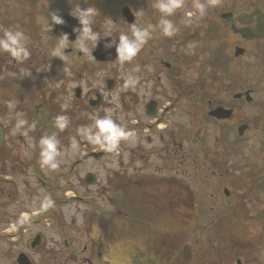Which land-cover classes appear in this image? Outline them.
<instances>
[{
	"label": "rangeland",
	"instance_id": "obj_1",
	"mask_svg": "<svg viewBox=\"0 0 264 264\" xmlns=\"http://www.w3.org/2000/svg\"><path fill=\"white\" fill-rule=\"evenodd\" d=\"M79 1L78 6L81 9L87 8L82 7V0ZM241 1L236 0L239 4ZM244 1L249 6L251 0ZM255 1L264 3V0ZM84 2L88 3L86 0ZM196 2L197 0H183L184 7L176 10L170 17L178 29L171 37L163 35L159 24H151L156 31L150 30L153 38L149 39L147 44L152 46L157 43L159 54L164 60H170V84L166 77L169 69H165L158 61L155 65L147 63L142 67L139 65L140 52L131 61L118 60L109 65H99L91 60L87 63V68L89 69L90 65L91 72L77 83L72 81L74 76L78 75L72 72V68L61 69V73L64 74L63 80H68L64 83L68 84V89L71 88V96L73 87L80 85L83 93L95 89L101 91L104 98L96 109L85 110L82 106L78 107V111L82 112L79 117L81 124L76 120L74 126L68 127L71 128L69 131L66 130L68 134L60 145L62 155L57 169L42 166L40 147L35 148L30 132L22 141L17 138L19 133L8 132L9 143L0 151V175L4 179L2 182L5 181L4 184L0 183V264H16V255L20 251H23L34 264H88L86 257L89 251L88 248L84 251L83 246L90 242V238H96L99 246L101 242L112 243V239L103 229L104 214L107 210L114 224L130 226L131 220L137 222V218L132 219L134 212L125 209L127 204L124 203H131L134 209L143 212L140 216L136 215L140 218V227L144 228L141 222L143 220L148 227L158 228L156 231L150 229L152 234L150 235L148 230L141 233L137 226L138 231L134 232L137 236H151L150 239L158 238L161 241L166 239L169 233L165 227L171 225L170 243L173 242L176 246L186 232L185 226L195 220L194 205L196 225L216 224L214 222H219L215 221L218 219L220 223L223 222V228H230L229 220H232L234 215L239 229L235 238L230 232L224 233L227 235L221 245L222 264H236L238 257L248 264H264V71L259 63L264 50L256 46L250 48L247 44L244 45V42H238L240 39L231 31V21L227 19L229 13L226 12L232 8L236 9L233 7V0H206L209 7L203 16L195 8ZM93 8L98 13L96 25L99 27L98 30L102 31L105 16L107 17L104 14L109 10L105 7ZM189 12L193 15L189 16ZM210 13H213V17L208 19ZM22 16L23 13L15 8L0 11V19L9 20ZM123 26L121 23L115 24L114 31H124ZM20 28L21 24H18L16 30L23 32ZM236 45L245 47V53L242 54L238 50L234 52ZM218 46L224 60L221 67L225 71L223 77L217 73L215 65L218 64L213 59L212 48ZM86 55L87 53L83 52V56ZM70 62L68 57L63 56L61 63ZM76 65L79 67H73V70L86 68L83 63ZM48 68L53 69V63L44 66L43 71ZM130 76L136 79L134 87L125 85ZM108 78L115 81V85L111 91L104 92L105 81ZM54 84L55 79L50 80V85ZM249 88H252L255 100L253 103H244L239 110L235 109L232 119L222 121L232 122L228 130H234L232 131L234 133L221 135L222 130L216 125L218 120L208 115L210 103L216 105L219 99L225 103L229 102L233 91ZM54 90L55 88H52V93ZM125 91H130L126 96L129 106L127 110L121 107L122 92ZM157 91L160 97L156 96ZM151 95L160 99L161 109L167 107L166 104L170 106L168 113L162 115L164 121L157 127L158 129L145 128L139 134H131L126 140H121L116 148L118 151L123 149L119 155L120 159L89 157L83 163L80 161L81 164L71 171V165L76 160L83 159V155L90 149L97 152L107 149L92 144L81 135L82 127L92 125L94 118L105 116H110L122 127L132 125L130 121L136 118L138 120L141 118V121L144 118L143 122H152L153 117H147L143 113V102ZM134 96L136 97L132 100ZM61 99L62 105L55 101L56 106L60 112H68L67 109L73 99L68 94L63 95ZM240 123L248 125L245 135L241 138L236 136L234 129V126ZM43 131L41 137L53 134V131L50 133V128ZM157 133L170 135L169 156L162 151L165 142L156 139ZM74 140L78 145L76 149L72 148ZM177 143L182 144V149L177 147ZM137 146L147 150L149 164L146 161L145 163L148 167L137 168L138 171L134 167L124 170L120 165L121 160L129 159ZM178 148L180 152H191L187 160L188 169L180 165L177 167V159L181 157L172 154ZM31 151L42 170L39 179L36 176L31 177L28 163L32 158ZM132 160L136 161L135 158ZM108 161L113 162L108 165L106 164ZM183 171L186 173L182 175ZM88 172L96 175L97 179L93 184L84 182V176ZM122 172L133 176L130 178L132 181L127 194L121 179V175H124ZM107 174H110L109 177ZM119 175L120 177H116ZM143 177L153 178L154 181L146 185L143 183L136 185ZM164 177L166 180L171 179L170 183L163 180ZM117 181L121 189L117 187ZM184 181L196 192H203V196L193 199L189 187L184 184L181 186L179 183ZM43 182L51 185L50 192L43 191ZM224 188L228 189V196L225 195ZM234 203L238 205L233 206ZM50 204L55 211L54 215L48 212ZM120 206L123 207L121 215L117 212L120 211ZM233 207L234 214L228 211L233 210ZM130 230H133L132 226ZM200 230L201 232L197 234H202L206 240L202 242L201 238L200 244L197 245L194 236L189 244L192 249L189 248L188 253L196 264H201L203 259L209 264L220 257L219 255L217 257V250L214 249L217 240L215 237L211 242L209 240L210 235L215 232L206 227ZM160 233H163L162 238ZM36 235H40L42 241L31 247ZM63 239L66 244L71 245H66ZM232 245L235 252L230 251ZM250 248H254L251 255L244 257ZM114 250L115 246L112 247V252ZM199 253L203 259L198 257ZM74 254H80L79 259L82 263L76 262ZM183 256L182 248L174 256L173 264L183 263ZM110 257L116 258V255L112 253ZM95 264H101L97 257Z\"/></svg>",
	"mask_w": 264,
	"mask_h": 264
},
{
	"label": "flooded vegetation",
	"instance_id": "obj_2",
	"mask_svg": "<svg viewBox=\"0 0 264 264\" xmlns=\"http://www.w3.org/2000/svg\"><path fill=\"white\" fill-rule=\"evenodd\" d=\"M86 1L88 3L82 0L83 2L82 6L90 7V5H96L91 7L107 8L109 10L107 11V15L109 16L110 20H112L114 23L118 25H120V23L124 24L123 27H125V29L124 31L121 32H127L129 34L131 32L130 24L132 23L127 22L128 17L124 14V10L126 9V7H128L130 9V12L133 13L134 15L133 23L141 26L159 24L158 21L160 18V13L154 7L156 0H122L123 3L119 5V7L113 6L112 4L113 0H86ZM203 1L204 3H206V0ZM8 2L14 3V5L16 6L15 9L23 13L22 18L20 17L12 18V26H13V30H16V26L18 24H21L20 29L21 30L23 29V33L28 37V47L31 55L27 61L20 63V62H13L12 58H10L7 54H0V100L12 101L13 103L16 104L15 108L12 109H9L5 104H0V127L2 128V132L4 134V139L0 146V151L3 150V148L6 147V144L9 143L8 142L9 137L7 136L9 131H12L13 133H19L17 137H20L22 135V132H18L15 130V120H16L15 113L18 112L24 113V117H30L33 119L37 118L38 120H41L43 111H45L46 109V105L49 101V98L52 97V102L57 101L58 104L61 106L62 105L61 98L63 97V95L70 94L71 89L67 88L68 84L65 83V85L63 86L62 75L60 74L57 77H54L52 75L53 73L61 70L62 68L61 61L63 56L58 58L52 56V51L55 46V41L53 40V38H58L60 36L59 29L54 26L52 31L48 33L46 31L45 21L49 12L56 11L60 14L61 13L60 8L75 7L78 6L80 3L79 0H8ZM241 3L239 4L236 2V0H233V7L236 9L233 10L232 8V10L226 12L227 14L229 13L227 19L231 21V25H234L236 28L250 29L251 30L250 35L252 36L243 37L239 32L236 31H232V32L235 36H237L240 39L238 42L241 43L244 42V45L247 44L248 47L250 48L256 46L264 50V3H262V1H255V0H251L249 6L247 5L248 3L245 2L244 0H242ZM138 10H144V15L141 17H137L136 11ZM212 11H214V8L212 9ZM26 12H28L27 15ZM210 14L207 17L208 19L213 17L212 16L213 13L211 15ZM210 22L212 21L210 20ZM150 30H154V32L156 31L155 27L152 26ZM94 31L102 35V31L98 30V28L94 27ZM121 32L118 31L117 34L119 35V33ZM157 37L159 38L160 36ZM157 37L156 40H158ZM152 38L153 36H151V39ZM236 47H242V46H238V45L234 46V48ZM73 48L76 51L77 55L81 53V51H78L75 44L69 45V48L65 50V53L71 52ZM157 48H158L157 43H154V45L152 46H149L146 43L141 48L140 58H139V63L141 67L144 64H146L145 61L148 62V60H146L147 55H153L154 53H156ZM241 49L242 50L240 52H242V54L245 53L246 48L242 47ZM76 54H73L74 57L77 56ZM262 55L263 58L260 60L259 63L261 64L260 67L264 71V52H262ZM48 63H53L54 68L53 69L48 68L46 71H43V67L47 66ZM6 65H8L7 68ZM48 71L50 72L48 73ZM54 79H55V84L51 86L50 80H54ZM52 88H55L53 93H52ZM249 89L252 90V88ZM246 90L247 89L233 91V95L236 92H244ZM125 93L127 94V91L124 92L123 95ZM157 93L158 91L156 92V95ZM168 93L170 94V90L168 91ZM96 95L98 94L95 89L87 90L84 93L86 102L89 104ZM233 95L231 101L225 103L223 100L219 99L216 105H212V104L210 105V109L216 106H223L226 109H232V115L229 117L230 119H232L235 113V109L239 110V108H242L244 103L252 102V101L248 102L246 100L245 95H242L241 97L238 98H234ZM135 97L136 96H134L132 100H134ZM75 104H79V100H76L73 104H71L67 109L68 112L65 113L60 112L56 104L53 105L52 103V107L54 108V110L57 111V115H66L69 117L70 122L75 123L72 119L75 113L74 111ZM125 109L126 110L129 109V106L128 105L125 106ZM168 110H170V106H168L167 111ZM122 113H124V111H122ZM162 115L165 116L164 113L157 114L153 118L154 123L150 124L148 122H141L139 124V127L157 128L159 122L164 121L162 120ZM229 118L227 120H229ZM231 123L232 122L222 123V120H218V124L216 125H218V128L221 130L222 129L221 127L230 128ZM43 125L44 124H42V126ZM70 129L71 128H67L66 130L69 131ZM222 133L223 131H221V134ZM5 136L7 137V142L4 144ZM163 142L165 143L163 144L162 151L165 152L167 156H169L170 135L163 136ZM11 145H12L11 147H13V144ZM178 147L182 149V144L179 143ZM179 148L176 151H174L172 156H174V154H176V156L180 155L181 158L177 159L178 160L177 167L180 165L182 168L188 169L189 164L187 163V160H189L188 158L189 155H191V152L190 151L189 153H186L185 151L180 152ZM157 151L160 152V150ZM132 152L133 153H131L129 159H126L125 161L121 160V166L124 170H126L128 167H134L136 171H138L137 168L148 167L149 160L148 157L146 156L148 155L147 150H145L144 148L142 149V146H137L136 150L135 151L133 150ZM132 158H135L136 161L133 162ZM145 161L148 162V164H146ZM185 163H187V165ZM131 164H135V165L132 166ZM122 173L124 174L123 181L125 184H127L128 175L125 172ZM185 173H186L185 171H183V173L181 172L182 175ZM164 180L170 183L171 179L166 180V178L164 177ZM204 180L207 184L206 178ZM152 181H154L153 178L143 177L140 182L139 181L136 182V185H139L140 183L146 185L147 183H151ZM4 182H1L0 180V183L4 184ZM179 183L181 186H183V184L184 186L187 185L186 181H184L183 183L181 182ZM187 186L189 187V190L191 192L190 195L191 197L195 196L196 198L198 196V198H200V196H203V192L191 191L190 185ZM220 187L222 186L220 185ZM225 195L228 196L229 193L228 194L225 193ZM237 205L238 203L233 204V206H237ZM234 210L235 207H233V210L230 209L228 211L234 213ZM120 227L122 229H125L127 225L122 224ZM205 227L212 229L214 232L219 227V225L206 224L204 226V224L196 225V223H192V224H187L185 226L186 232L184 233V239L178 244V245H182L184 249L183 264H196L194 259H192V257L189 256L188 250L189 248L192 249L189 244L191 243L192 238L194 236H195L194 242L197 245L200 244L201 238H203L202 242L203 240H206L202 234L201 235L197 234L199 231L201 232L200 230L201 228H205ZM165 228L168 229V231L170 232V225L166 226ZM160 236L162 238L163 233H160ZM169 236L170 233H167L166 239H163L161 241L158 238L152 239L151 241H133L134 242L133 247L135 248V250L132 257L127 256L128 253L130 252V249L125 245L122 247L120 251V253L125 255V257H120L119 261H113L111 260L110 257L109 259L105 260L104 264H170V255L174 253V250L170 251V246L171 247L174 246L170 244V239L168 238ZM214 237H219V235L211 234L209 239L210 242ZM125 242L128 243L129 241H125ZM83 247H84L83 250L87 251L88 246L85 245ZM214 249L217 250L216 251L217 257L218 255L220 257L218 259H214L209 264H222L223 262L221 255L222 253L221 246L218 243H216L214 244ZM88 251H89L88 255L90 252L94 254L91 247L90 249H88ZM197 251L199 252V249H197ZM103 253L105 255H109L111 253V250L108 249L107 247H104ZM79 256L80 254H74L73 258H76V262L82 263L81 260L79 259ZM198 257L202 258L200 253L198 254ZM86 258L89 259V256H87ZM201 264H208V263L206 260L203 259V262H201ZM242 264H248V263L243 261Z\"/></svg>",
	"mask_w": 264,
	"mask_h": 264
},
{
	"label": "clouds",
	"instance_id": "obj_3",
	"mask_svg": "<svg viewBox=\"0 0 264 264\" xmlns=\"http://www.w3.org/2000/svg\"><path fill=\"white\" fill-rule=\"evenodd\" d=\"M154 7L160 13L159 26L164 36L171 37L177 32V27L172 19L176 10L184 7L183 0H156ZM209 5L197 0L195 8L201 16L207 13ZM71 15L78 20V28H74L73 32L77 33L74 42H69L68 34L64 33L58 38H53L55 46L52 51L53 57H61L65 55V50L69 45L75 44L78 50L90 54L97 46L102 38L112 37L115 29V24L112 20L105 21L102 35L94 31L96 25L97 10L93 7L81 9L79 6L72 10ZM144 15V10L136 11V16ZM189 16L193 13L189 12ZM65 20L56 11L49 12L45 21L46 31L50 33L54 26L64 25ZM151 25L141 26L133 23L131 25L130 34L121 32L116 37L118 43H115L116 58L121 62L131 61L141 50V48L151 39L152 33L150 31ZM105 49L114 47V41H109L104 45ZM0 54H7L12 58L13 62L23 63L27 61L31 55L28 47V37L20 30H13L5 28L0 34ZM136 84L135 77H128L125 81L127 87H134ZM0 104H5L9 109L15 108L16 104L12 101L0 100ZM15 130L27 135L29 122L24 118V113H15ZM70 120L66 115H58L54 119L55 128L63 132L69 127ZM83 135L89 142L98 145L108 150H114L119 146L121 140L127 139L131 133L127 132L125 128L117 124L110 116L103 118H94V123L87 127L80 129ZM40 147V162L42 166L57 169L61 163L60 157L62 155L60 141L57 134L44 135L39 139ZM78 147L75 140L72 148Z\"/></svg>",
	"mask_w": 264,
	"mask_h": 264
},
{
	"label": "water",
	"instance_id": "obj_4",
	"mask_svg": "<svg viewBox=\"0 0 264 264\" xmlns=\"http://www.w3.org/2000/svg\"><path fill=\"white\" fill-rule=\"evenodd\" d=\"M70 21H72L71 27H73V29L80 27L79 24H77L74 20L70 19ZM65 24L68 25L67 21H65ZM75 33L76 32H74V34ZM112 40L114 41V47L110 48V49H105L104 45L106 43H108L109 41H112ZM115 40L116 39H109V38L102 39L100 41V43L96 46V50L93 52L94 57L98 60H111V59L115 58V56H116V54H115V43H118V41H115ZM219 111H220V109H216V110H214L213 113L218 114L217 112H219ZM90 177H91L90 175H87V177H86L87 182H91V180L89 179ZM19 262H20V264H30L24 256L19 257Z\"/></svg>",
	"mask_w": 264,
	"mask_h": 264
},
{
	"label": "bare ground",
	"instance_id": "obj_5",
	"mask_svg": "<svg viewBox=\"0 0 264 264\" xmlns=\"http://www.w3.org/2000/svg\"><path fill=\"white\" fill-rule=\"evenodd\" d=\"M107 158H109L110 159V157L108 156ZM112 158V157H111ZM90 173V172H89ZM92 174V173H91Z\"/></svg>",
	"mask_w": 264,
	"mask_h": 264
}]
</instances>
